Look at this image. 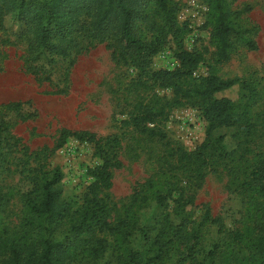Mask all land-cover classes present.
I'll return each mask as SVG.
<instances>
[{
  "label": "rangeland",
  "instance_id": "obj_1",
  "mask_svg": "<svg viewBox=\"0 0 264 264\" xmlns=\"http://www.w3.org/2000/svg\"><path fill=\"white\" fill-rule=\"evenodd\" d=\"M174 1L179 6V24L187 27L184 47L202 55L194 76L247 79L261 91V103L264 102V0H234L233 10L251 8L238 16L237 23L250 30L247 36L256 41L257 49L249 48L243 40L236 41L227 61L217 60L208 4L202 0ZM20 28L13 12L0 16V105L31 101L37 113L26 105L25 111L35 115L23 118L12 108H2L1 114L14 139L5 147L6 160L0 168V242L16 239L38 243L40 238H50L72 250L80 240L91 238L92 234H79L65 221L51 224L50 220L33 219L29 213L27 203L34 187L31 180L34 169L51 170L57 166L63 171V199L75 210L83 204L89 187L96 184L97 194L108 203L109 221L129 219V246L143 252L145 259L155 253L157 239L164 237L163 230L167 227L164 217L168 216L172 226L178 228L169 229L171 240L167 242L166 238L161 264L240 263V257L248 251L238 254L226 245L227 231L254 225L251 215L254 208L246 204V198L232 185V180L234 176L244 177L242 171L263 148L261 138L250 143L247 159L238 160L242 149L237 148L244 138L243 131L235 126L215 129V138L224 136V140L205 152L210 165L202 169L203 177H194L196 173L191 176L187 160L185 167H181L179 157L183 154L195 159L206 139L208 122L202 115L200 98L167 105L165 114L148 124L163 136H149L134 127L130 113L146 102L158 108L173 96L170 87L151 83L139 86L135 81L137 71L129 64L118 63L106 43L75 50L70 58L57 57L53 65L45 56L32 60L28 43L19 37ZM176 48L174 40L168 39L153 56L152 69H175L179 65ZM224 94L239 100L244 90L235 86ZM158 99L161 101L157 102ZM245 100L244 96L242 101ZM262 108L263 104L253 110ZM67 131H89L96 138L119 136L121 166L111 169L110 189L98 177L103 160L96 153L95 143ZM24 146L28 148L26 154ZM221 147L232 153L226 163L217 156ZM230 167L235 169L230 171ZM169 191L172 196L165 203L156 200L158 192ZM181 194L184 199L195 194L194 203L184 212L178 209L180 202L175 200ZM206 205L211 207L213 216L222 218L226 232H219L218 224L201 225ZM40 224L51 228H42ZM195 230L198 237L192 238L190 234ZM98 236L109 242L98 260L75 253L68 264H116L112 245L116 244L115 237L104 233ZM89 245L96 243L91 241ZM214 249L212 256L210 252ZM4 257L1 251L0 261Z\"/></svg>",
  "mask_w": 264,
  "mask_h": 264
},
{
  "label": "trees",
  "instance_id": "obj_2",
  "mask_svg": "<svg viewBox=\"0 0 264 264\" xmlns=\"http://www.w3.org/2000/svg\"><path fill=\"white\" fill-rule=\"evenodd\" d=\"M202 1L207 3L210 9L212 36L216 42L218 61L229 60L234 44L239 40L245 41L249 48L257 49L256 41L247 36L250 30L237 23L240 14L251 10L249 6L233 10L234 0ZM178 9L179 6L174 0H0V16L7 12L17 15L21 24L19 37L28 43L32 60L36 61L45 56L53 65L57 57L70 58L75 50L79 52L99 43H106L113 49V56L118 63L129 64L137 71L135 81L139 86H148L151 83L170 87L173 96L170 99L166 98L158 108L146 102L138 105L130 113V122L140 132H145L149 136H163L148 124L156 122L164 115L167 105H178L184 99L193 97L200 98L202 115L208 122L206 139L200 145L195 159L183 154L179 157L181 167H185L184 161L187 160L189 165L187 172L191 176L196 173L194 177H203L202 169L210 165L205 152L209 147H214L216 143L224 140V136L215 138V129L235 126L243 131L244 138L240 140L237 148L242 149L238 160L247 159L246 153L250 150V143L261 138L263 148L253 156L254 160L247 169L242 171L244 177L234 176L232 180V185H235L246 198V204L254 208L251 214L254 217V225L247 226L245 230L237 228L227 231L225 244L236 249L238 254L248 251V254L240 257L241 262L237 264H264V102L261 103L263 94L247 79H225L212 75L199 78L194 76V71L202 61V55L198 51L184 47V32L187 27L179 24ZM171 38L177 46L176 57L179 65L173 70L152 69L153 56L158 54ZM72 64L71 60L70 65ZM48 79L51 81L50 76ZM235 86L244 90L242 98L245 96V101L224 94ZM160 101L158 99L157 102ZM261 104L262 109L253 110L255 106ZM26 105L33 108L31 101L0 105V168L6 160L5 147L14 139L5 117L1 114L2 108H12L23 118L37 113L34 108L35 113L25 111ZM67 133L80 139L87 137L95 143L96 153L103 160V164L98 167V177L110 189L113 185L111 169L121 166L119 136L96 138V135L89 131ZM221 148L217 156L226 163L232 153H226ZM27 151L28 148L24 146V153ZM232 169L235 168L230 167V171ZM34 171L35 174L31 176L34 187L27 203L31 217L46 220L45 222L50 220L51 224L65 221L79 234L87 232L92 236L80 240L72 250L60 242L51 241L50 238H40L38 243L28 240L24 242L16 239L6 240L0 242V252L3 251L5 255L0 264H68V260L76 256L75 253L98 260L109 246L107 238L98 236L99 233L115 237L116 244L112 245L116 264H161L167 242L171 240L168 238L169 229L174 231L178 228L172 226L168 216L164 217L167 224L163 230L164 237L157 239L155 253L145 259L143 252L129 246L128 235L131 233L129 219L120 218L116 223L109 221L108 203L104 196L97 194L96 184L89 187L83 204L74 210L62 196L63 171L60 167ZM171 196L170 191L165 194L158 192L156 200L163 204ZM175 200L180 202L178 209L184 212L189 204L194 203L195 194L186 199L181 194ZM203 224H218L219 232H226L222 218L213 216L209 205L205 206L201 220V225ZM40 226L51 228L45 224ZM190 236L198 237V231H193ZM91 241L96 245H89ZM218 246L216 245V248ZM192 251L193 249L190 253ZM214 254L215 249L210 252V255Z\"/></svg>",
  "mask_w": 264,
  "mask_h": 264
}]
</instances>
